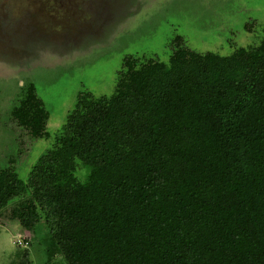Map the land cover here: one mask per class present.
<instances>
[{
	"label": "trees",
	"instance_id": "trees-1",
	"mask_svg": "<svg viewBox=\"0 0 264 264\" xmlns=\"http://www.w3.org/2000/svg\"><path fill=\"white\" fill-rule=\"evenodd\" d=\"M172 43L167 62L126 56L111 95H78L25 181L0 169V215L44 232L47 254L264 264V29L226 55ZM10 115L31 138L49 137L33 84Z\"/></svg>",
	"mask_w": 264,
	"mask_h": 264
},
{
	"label": "rangeland",
	"instance_id": "rangeland-1",
	"mask_svg": "<svg viewBox=\"0 0 264 264\" xmlns=\"http://www.w3.org/2000/svg\"><path fill=\"white\" fill-rule=\"evenodd\" d=\"M263 29L264 0H0V169L25 181L77 96L113 93L126 56L167 62L177 36L226 55L257 44ZM28 84L48 112L47 138H31L10 115ZM46 238L0 215V264L25 250L31 264H67L45 252Z\"/></svg>",
	"mask_w": 264,
	"mask_h": 264
}]
</instances>
